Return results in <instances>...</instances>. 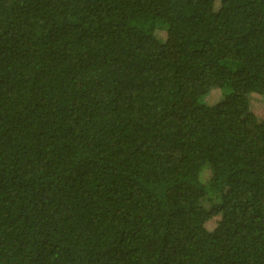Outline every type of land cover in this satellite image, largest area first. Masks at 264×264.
<instances>
[{"label": "trees", "instance_id": "16d2710c", "mask_svg": "<svg viewBox=\"0 0 264 264\" xmlns=\"http://www.w3.org/2000/svg\"><path fill=\"white\" fill-rule=\"evenodd\" d=\"M0 264H264V0H0Z\"/></svg>", "mask_w": 264, "mask_h": 264}, {"label": "rangeland", "instance_id": "374dc122", "mask_svg": "<svg viewBox=\"0 0 264 264\" xmlns=\"http://www.w3.org/2000/svg\"><path fill=\"white\" fill-rule=\"evenodd\" d=\"M218 98L219 97L217 94H212V95L208 96L206 100L208 103L213 104L218 100ZM251 108L255 113L260 111V110L255 109L256 107H251ZM213 200L215 203H217V201H218L216 196L213 197Z\"/></svg>", "mask_w": 264, "mask_h": 264}]
</instances>
